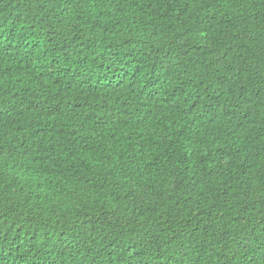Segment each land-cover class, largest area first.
Here are the masks:
<instances>
[{"label": "trees", "instance_id": "1", "mask_svg": "<svg viewBox=\"0 0 264 264\" xmlns=\"http://www.w3.org/2000/svg\"><path fill=\"white\" fill-rule=\"evenodd\" d=\"M0 264H264V0H0Z\"/></svg>", "mask_w": 264, "mask_h": 264}]
</instances>
